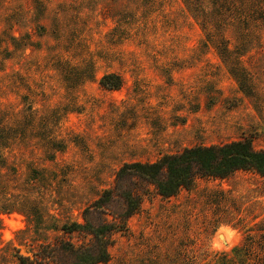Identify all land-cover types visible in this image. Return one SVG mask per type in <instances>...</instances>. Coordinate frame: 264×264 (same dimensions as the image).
<instances>
[{
	"label": "rangeland",
	"instance_id": "rangeland-1",
	"mask_svg": "<svg viewBox=\"0 0 264 264\" xmlns=\"http://www.w3.org/2000/svg\"><path fill=\"white\" fill-rule=\"evenodd\" d=\"M192 3L209 19L182 0H0V264L87 243L59 228L124 163L237 140L264 150V0ZM105 74L121 87L103 89ZM247 235L256 249L240 251ZM113 239L106 264L262 262L264 177L198 178L169 198L150 187Z\"/></svg>",
	"mask_w": 264,
	"mask_h": 264
},
{
	"label": "trees",
	"instance_id": "trees-1",
	"mask_svg": "<svg viewBox=\"0 0 264 264\" xmlns=\"http://www.w3.org/2000/svg\"><path fill=\"white\" fill-rule=\"evenodd\" d=\"M192 18L203 16L193 6L192 0H182ZM132 19H137L132 14ZM99 84L106 90H117L122 79L115 74H105ZM238 171L253 172L264 177V150H255L247 140H237L221 145L194 146L172 154H164L154 162L124 163L115 174L113 187L82 211V222L63 224V235L78 234L88 238L87 243L76 245L64 238L56 243L40 245L32 256L16 257L15 264H106L110 260L113 236L126 230L127 220L135 214L153 187L162 198L175 196L182 189H190L196 179H227ZM111 219H108V218ZM247 235L240 251L255 250L253 239ZM240 254L237 249L234 251ZM242 254L236 264H264L251 262Z\"/></svg>",
	"mask_w": 264,
	"mask_h": 264
},
{
	"label": "clouds",
	"instance_id": "clouds-1",
	"mask_svg": "<svg viewBox=\"0 0 264 264\" xmlns=\"http://www.w3.org/2000/svg\"><path fill=\"white\" fill-rule=\"evenodd\" d=\"M227 238L231 240V239H232V234H231V233H228ZM213 248L218 249V248H219V245L216 244V243H214V244H213Z\"/></svg>",
	"mask_w": 264,
	"mask_h": 264
},
{
	"label": "bare ground",
	"instance_id": "bare-ground-1",
	"mask_svg": "<svg viewBox=\"0 0 264 264\" xmlns=\"http://www.w3.org/2000/svg\"><path fill=\"white\" fill-rule=\"evenodd\" d=\"M223 240H225V236H222Z\"/></svg>",
	"mask_w": 264,
	"mask_h": 264
},
{
	"label": "water",
	"instance_id": "water-1",
	"mask_svg": "<svg viewBox=\"0 0 264 264\" xmlns=\"http://www.w3.org/2000/svg\"><path fill=\"white\" fill-rule=\"evenodd\" d=\"M219 238L222 239L221 236H219Z\"/></svg>",
	"mask_w": 264,
	"mask_h": 264
}]
</instances>
